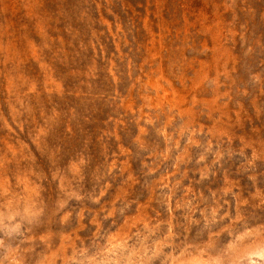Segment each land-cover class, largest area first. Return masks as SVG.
I'll return each mask as SVG.
<instances>
[{
    "label": "rangeland",
    "instance_id": "374dc122",
    "mask_svg": "<svg viewBox=\"0 0 264 264\" xmlns=\"http://www.w3.org/2000/svg\"><path fill=\"white\" fill-rule=\"evenodd\" d=\"M0 264H264V0H0Z\"/></svg>",
    "mask_w": 264,
    "mask_h": 264
}]
</instances>
